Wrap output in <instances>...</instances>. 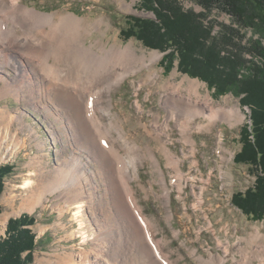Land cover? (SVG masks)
I'll return each mask as SVG.
<instances>
[{"label": "rangeland", "instance_id": "1", "mask_svg": "<svg viewBox=\"0 0 264 264\" xmlns=\"http://www.w3.org/2000/svg\"><path fill=\"white\" fill-rule=\"evenodd\" d=\"M126 1L132 2L133 7L131 9L122 8L119 0H20L23 5L46 13L54 12L56 15L74 13L92 22L99 19L103 20L100 29L91 28V32L85 37L86 44L99 40L102 45L109 47L113 43L125 46L133 42L138 53L144 50L146 54L149 52L160 54L158 60L153 63L154 67L151 68V71H156L160 75L154 82L151 84L146 82L140 88L137 87L146 73L149 72L146 66L142 67L136 72L127 74L120 81V84L116 85V88H112L109 95L103 98V103L106 104L107 98H110V102L113 104L111 105L112 113L126 133L124 134L126 141H135L144 149L149 145L156 151V155L160 159L170 186L171 193L169 192L170 203L168 206L160 194L163 192V188L158 181V173L153 171L149 159L141 158L142 162L141 165L139 164L137 177L133 174L134 170L130 164H127L125 157L123 164L124 168L129 170L128 176L133 186L135 199L144 213L146 224L148 227L152 226L155 242L162 249L164 259L170 260V264H220L219 259L225 258L224 264H242V258L247 254L251 263L264 264L255 256V253H258L259 256L263 255L260 254L259 245L252 237L257 225L260 233L264 234V215L261 219L253 220L232 203L233 193L245 191L253 185L255 180L250 165L236 163L233 159L241 146V129L249 121L251 113L248 106L241 104L242 94L236 92L237 86L234 84L239 85L243 79L241 73H246L244 76H247L249 69L245 68L244 65H237V69L241 73L232 80V68H222L214 63L205 69L202 68L210 72V76L215 75L212 78H217L216 81L224 80L223 88L219 89L216 85H210L200 77L192 76L180 70L178 60H175L173 65L169 63V60L163 62L165 52L146 46L135 36L126 37V31L132 22L131 17L156 19L153 11L146 10L142 0ZM179 2L185 9L204 12V22L212 28V35L222 38L223 33L232 29L229 36L238 47H229L246 60V65L251 67L258 64L259 67L256 65V69L264 67V60L256 55L253 50L258 45L264 48V7H261L257 0H238L240 9L244 10L246 17L244 23L219 5L211 7L210 10H203L198 0H179ZM251 21H255L259 26L254 27L250 24ZM247 49H251L253 54L249 53ZM15 62L18 64L17 60ZM78 66L80 75L84 76L90 72L95 74L99 72L100 68L98 65L95 66L82 60H78ZM81 68L83 69L82 72L80 71ZM5 69L9 72L6 77L9 78L14 75L18 77L16 70L12 67L6 66ZM237 69L234 67V70L237 71ZM2 72L5 74V71ZM107 82L103 85L110 83ZM228 82L230 84L227 85ZM167 83H172V86L168 88ZM197 83L200 84L198 96L191 93L190 90V85ZM2 84L0 79V164L12 165L13 171L5 178L4 191L0 196L2 207L0 219L2 214L8 215L4 224L0 220V237L5 238L7 236L5 229L10 218L27 214L34 219L33 223L26 226L32 230L36 240V245L32 251V264H59L66 253L75 252L77 254L79 247L95 252L106 245L105 258L107 260L114 261V264H126L123 260H126L127 263L132 261L133 264L136 260L133 257L134 254H130L131 249L129 250L127 244V241H131L130 234L128 229L126 231L123 229L120 224L122 222H118L112 202H109L112 197L110 190H106L107 180L98 173L100 172L99 165L91 160L88 151L78 149V146L73 142L65 127L66 119L64 117L62 120L56 119L61 112L48 103L44 105L35 104L32 99L37 96L36 93H34L35 97L33 95L29 97L31 101L29 104H26L21 95L16 99L12 94L6 92L2 94ZM12 84L15 83L12 82ZM178 84H180V91L183 93H189L193 97L201 99H205L209 95V99L214 105L224 108L238 107L242 113V117L232 121L214 120V123L210 125L211 129L202 131L196 127L197 121L208 122V119L204 116L196 117L197 120L191 122L188 131V135L194 139L195 156L191 154V144L184 141L173 120H169L170 125L166 130L168 134L161 133L157 138L154 133L155 130H153L160 127L167 114L162 102V95L170 89L174 90ZM136 99H139L141 107L136 104ZM156 115H159V121L153 124ZM8 116H10V123L9 120L7 121ZM103 117L106 121L110 118L106 115ZM7 122L10 127L9 134L4 132ZM146 126L151 132L145 130ZM91 130L99 143L102 134L94 128ZM112 134L114 136L116 132L113 131ZM219 134L221 140H218ZM166 140L171 151L181 159L180 167L184 173L182 179L184 188L181 197L178 196L177 189L172 188L170 182L171 176L175 174L174 168L165 165V155L157 151L158 146H161L160 143ZM16 142L18 143L16 144ZM184 153L188 154L187 157L184 156ZM221 154H226L230 159L223 160ZM72 156L81 160L83 164L81 168L79 166L74 170L66 162ZM193 156L194 158H192ZM196 158L199 161V168L191 166V160ZM62 166L69 170L68 173L72 174L73 177L75 172L79 173L80 170L85 169L84 178L86 181L82 180L80 189L82 188L84 196L88 194V203L86 202V208L84 207L83 212L90 220L92 231L96 230V225L92 222L94 219L92 213L98 217V224H102L106 227L105 230L110 231L112 242L109 240V244L96 243L94 239L100 237L98 234L103 232L102 227L100 231L93 234L94 237L91 236L88 239L82 238V235L75 232L79 228V222L73 216L74 209L67 206L68 203L64 199L66 188L55 190L51 186L48 188L49 190L46 189L45 194L47 195L41 203L36 205L32 211L25 208L18 212L21 205L26 206L24 199L31 189L30 187H23L27 174L36 178L41 186H46L55 180V172H57L55 170ZM221 166H223V171ZM209 169H213L215 175L204 192L206 201L200 208H192L196 194L204 185L201 181L202 173L207 176ZM188 173L195 174L196 180H187ZM60 186L65 185L60 184ZM167 208L172 211L173 215L170 216ZM117 242H121V252L118 258L114 259L110 253L115 244H118ZM125 249L126 251H124ZM225 254L226 256H224ZM252 255L254 256L252 257ZM129 259L131 260L129 261ZM246 261L248 262V259Z\"/></svg>", "mask_w": 264, "mask_h": 264}, {"label": "bare ground", "instance_id": "2", "mask_svg": "<svg viewBox=\"0 0 264 264\" xmlns=\"http://www.w3.org/2000/svg\"><path fill=\"white\" fill-rule=\"evenodd\" d=\"M119 2L124 9H131L133 7L132 2L126 0H119ZM102 23L103 20L101 19L92 22L74 13L56 15L54 12L46 13L38 11L33 7L30 8L23 5L20 0H0V79L3 83L1 91L2 94L6 92L14 95L16 99L21 95L22 98L24 97L23 99L26 101V104L31 102L29 97H32V95L35 97L34 93H36L37 96L32 99L35 104L44 105L48 103L55 106V109L61 112L59 113L60 116H57L56 119L62 120V117L66 119L65 127L73 142L78 146V149L88 151L91 160L99 165L100 172L98 173L107 180L106 190H110L112 197L109 202H112L118 222H122L120 224L123 226V229L125 231L128 229V233L130 234L131 241H127V244L129 250L131 249L130 254L133 253V257L136 260L134 262L133 259V264H170V260L164 259L162 249L155 242L152 226L148 227L146 224L144 213L139 208L140 204L134 196L133 186L128 176L129 170L125 169L123 164V158L125 157L127 164L132 166L134 170L133 174L137 177L138 167L142 162L141 158L149 159L153 171L158 173V181L163 188V192L160 194H162L163 199L167 203V205H164L168 206L170 203V186L165 177L160 159L156 155V151L150 148L149 145L145 147V150L135 141H126V137L124 136L126 133L112 113L111 105L113 104H111L110 98H107L106 104L103 103V98L107 97L110 91H112L111 89L119 85L120 81L127 74L136 72L142 67L146 66L149 72L146 73V76L139 82L137 87L140 88L146 82H149V84L154 82L160 75L156 71H151V68L154 67L153 63L158 60L160 54L157 52L146 54L144 50L138 53L133 42L125 46L113 43L109 47L102 45L99 40L86 44L85 37L91 32V28L100 29ZM15 60L18 61V64ZM78 60L86 63L90 62L95 66L98 65V67L100 66L99 72L95 74L90 72L85 76L80 75ZM6 66L15 69L18 77L16 75L9 78L6 77L9 73L5 69ZM2 71H5V74ZM80 71L82 72L83 69L81 68ZM107 81L110 83L103 85ZM12 82L15 84H12ZM199 85V83L196 85L191 84V93L198 96L200 94L198 91ZM166 86L169 88L172 86V83H167ZM206 97L205 99H201L193 97L192 94L183 93L180 91V84L174 90L170 89L166 91L162 95V102L167 110V114L160 127L153 129L155 130V136L159 138L161 133L168 134L166 130L170 125L169 120H173L179 128L184 141L191 144L190 151L195 156L196 147L194 146V139L191 135H188V131L190 130L191 122L197 120L196 117L204 116L208 119V122L201 121L200 119V121H197V125H195L199 131L208 130L210 125L214 123V120L232 121L235 118L242 117L240 108L216 106L209 99V95ZM136 104H139L138 107H141L139 99H136ZM103 114L110 117L108 121L104 120ZM158 119L159 115H156L153 119V124L158 123ZM8 120L10 123V116H8ZM91 128L102 134L99 143ZM9 129L10 127L7 122L4 132L9 134ZM145 130L151 132L147 126ZM113 131L116 132L114 136L112 134ZM221 139V135L219 134L218 140ZM160 144L161 146H158L157 151L165 155V165L174 168L175 174L171 176L170 182L172 183V188H176L178 196L181 197L184 188L182 184L184 173L180 167L181 159L171 151L167 140ZM187 153H184V156L187 157ZM221 156L223 160L230 159L226 154H221ZM66 162L74 170L79 166L80 168L83 166L81 160L73 156L70 160H66ZM191 166L199 168L197 158L191 160ZM222 167L221 170L223 171ZM55 171H57L55 172V180L49 182L51 184L48 183L46 186H41L36 178L27 174L23 187H30L31 189L24 199V201L26 200V206L21 205L18 212L25 208L32 211L36 205L41 203L47 195L45 194L46 189L51 186L55 190L57 188H66L64 199L68 203L67 206L74 209L73 216L79 222V228L75 232L78 235H82V238L88 239L91 236L94 237L95 235L93 234L100 231L102 227L103 232L98 234L100 237L98 236L94 239L96 243L109 244L108 241L111 239L110 231L105 230L106 227L102 226L100 222L101 225L98 224V217L94 213H92V217H94L92 222L96 225V230L92 231L90 220L83 212L88 200V194L84 196L82 188L80 189L82 180L86 181V178H84L86 174L85 169L80 170L79 173L75 172L74 177L63 166ZM192 174L188 173L186 179L190 181L196 180L195 174ZM214 175L213 169L208 170L207 176L202 173L201 181L204 185L200 187L199 192L196 194V200L192 203V208H200L205 203L204 192L207 190ZM59 183L65 186L62 187ZM48 190L47 192H49ZM168 212L171 216L172 211L169 209ZM2 215L0 220L4 224L8 215ZM209 222L211 223L210 220ZM257 226H255L252 237L259 245L260 254L263 255L259 256L258 253H255V256L262 263L264 262V258H262L264 257V234L260 233ZM117 243L110 253V256L114 259L118 258L121 252V242ZM106 246L101 247V249L95 252H90L91 250L79 247L77 254L75 252L66 253L59 264H114V261L105 258ZM248 256L247 254L243 256L242 264H245V262L246 264H253L249 261ZM224 259L220 258L219 263L224 264ZM246 259H248V262ZM123 262L132 264V261H130L131 263H127L126 260H123Z\"/></svg>", "mask_w": 264, "mask_h": 264}, {"label": "trees", "instance_id": "3", "mask_svg": "<svg viewBox=\"0 0 264 264\" xmlns=\"http://www.w3.org/2000/svg\"><path fill=\"white\" fill-rule=\"evenodd\" d=\"M142 2L146 10L153 11L156 19L131 17L132 22L126 31V37L135 36L146 46L165 52L163 62L169 60L173 65L174 61L178 60L180 70L200 77L219 89L223 88L224 80L220 79L218 82L217 78L213 79L212 76L215 75L210 76V72L203 70L207 66L214 63L222 68H232V80L241 73L237 65H244L249 69L247 76H244L246 73H241L244 80L242 79L239 85L233 83L237 86L236 92L242 94L241 104L248 106L251 111L249 121L241 129V146L233 159L236 163L250 165L255 180L245 191L234 192L232 203L251 219H261L264 215V67L256 69L259 67L258 64L251 67L246 65V60L229 47L237 46L229 36L232 29L223 33L222 38L212 35V28L204 22V12L185 9L179 0H142ZM257 2L264 7V0ZM198 3L203 10H210L211 7L219 5L237 16L239 21L244 23L246 20L238 0H198ZM250 24L254 27L259 26L255 21H251ZM253 50L264 60L263 47L258 45ZM247 51L253 54L251 49ZM12 171V165L0 164V196L4 191L5 178ZM1 211L0 204V213ZM33 221L34 219L27 214L8 220L5 229L7 236L0 237V264L33 263L32 251L36 240L32 230L26 227Z\"/></svg>", "mask_w": 264, "mask_h": 264}]
</instances>
